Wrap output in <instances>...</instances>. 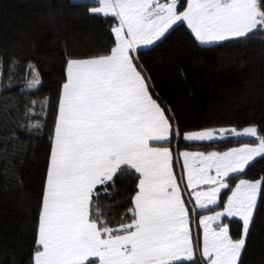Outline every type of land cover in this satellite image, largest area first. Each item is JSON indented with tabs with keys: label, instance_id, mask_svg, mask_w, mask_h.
I'll return each instance as SVG.
<instances>
[{
	"label": "snow or ice",
	"instance_id": "obj_1",
	"mask_svg": "<svg viewBox=\"0 0 264 264\" xmlns=\"http://www.w3.org/2000/svg\"><path fill=\"white\" fill-rule=\"evenodd\" d=\"M93 14L117 17L115 47L96 58L69 59L58 102L49 162L38 219L34 264H197V248L189 231V211L170 170L171 118L149 94L148 80L131 52L137 45H152L178 21H186L201 44L246 38L264 29L262 0H187L177 13V0H97ZM126 29V32H125ZM32 72V69H29ZM37 78L30 87L39 84ZM176 135H179L177 130ZM199 131L185 141L223 139ZM231 135L255 137V147L218 155L184 152L199 157L201 167L189 173L198 183L216 187L196 192V204H215L222 189H230V174L242 173L256 156H264V137L257 128L231 130ZM155 141L154 146L150 142ZM215 168L216 175L207 174ZM138 174V175H137ZM134 176L131 222L113 230L90 215L98 185L107 192L115 178ZM264 181L240 179L222 211L200 220L204 227L202 255L207 264H238ZM203 198V200H202ZM238 217L243 235L233 240L227 224L218 230L211 222ZM127 219V217H125ZM203 264V262H201Z\"/></svg>",
	"mask_w": 264,
	"mask_h": 264
},
{
	"label": "trees",
	"instance_id": "obj_2",
	"mask_svg": "<svg viewBox=\"0 0 264 264\" xmlns=\"http://www.w3.org/2000/svg\"><path fill=\"white\" fill-rule=\"evenodd\" d=\"M178 2L181 12L187 0ZM95 5L90 0H0V264H33L68 60L101 57L115 47L113 29L119 20L93 14ZM134 61L171 118L173 136L164 144L223 152L256 140L227 136L187 143L182 136L206 129L230 134L231 129L254 126L264 137V29L202 46L180 23L150 48L136 51ZM37 73L39 84L30 87ZM232 177L230 189L240 179L264 181V156ZM137 183L134 176L125 175L115 178L114 187L110 182L107 192L98 185L90 215L113 230L130 223ZM230 189L221 193V202ZM241 225L228 220L232 239L240 237ZM196 260L205 264L199 256ZM238 264H264V187Z\"/></svg>",
	"mask_w": 264,
	"mask_h": 264
},
{
	"label": "rangeland",
	"instance_id": "obj_3",
	"mask_svg": "<svg viewBox=\"0 0 264 264\" xmlns=\"http://www.w3.org/2000/svg\"><path fill=\"white\" fill-rule=\"evenodd\" d=\"M90 1H94V2L97 3V0H90ZM170 2H171V0H159V3H170ZM178 4H179V2L177 0V7H178ZM95 6H99L98 3ZM186 9H187V3L185 5V8H184L183 11H185ZM183 11H181V12L177 11V13L179 14V13H182ZM100 15H103V14H100ZM180 23H184L186 25V27L191 32V29L188 27L186 21H178L175 24H173L172 27L177 25V24H180ZM118 26H119V24L115 28H117ZM114 29H113V35H114V39H115ZM125 32H126V29H125ZM192 35L194 36L193 33H192ZM194 38H195V36H194ZM195 40H196V38H195ZM157 41H155L154 43H156ZM221 42H224V41H221ZM115 43H116V40H115ZM197 43L202 45V46H213V45H216V44H218L220 42H213V43H209V44H201L199 41H197ZM152 45H144V44L137 45V46H135V49L133 51L135 52L136 50H138V48L139 49L148 48V47H150ZM134 55H135V53H134ZM220 130L221 129H219V130L206 129V130H200V131H213L214 134L218 135ZM193 132H199V131L186 132V133L183 134V136L185 134L193 133ZM183 136H182V140L184 142H187V143L213 142V141L222 140V139H215V140H212V141H208V140H205V141H185L183 139ZM227 136H233V135L226 133L224 138H226ZM233 137H236V136H233ZM239 138H250V139L256 140V142L253 143V144H244V145H241L239 147L231 148V149L223 151V152L202 151V150H197V149H189V150L177 149L176 143L173 144V147L164 144V146L169 147L171 155H172V158H171V161H170V170L172 172V175L176 179V183H177L178 187L181 190V198L184 201H186V208L189 211V221H190V223H189V231H190V236H191V239L193 241L194 247L198 249V251L196 253V258L199 256V258L201 260H204L203 255H202L203 241H204V227H203L202 224H200V220L203 219L205 216H212V215H215L216 212L222 211L224 205L227 203L228 197L231 195V190H234L235 186L230 190V192H229V194L226 197L224 202H221V198H220L221 197V193L225 190V189H222L221 192L217 196V202L215 204H208V207L207 208H203V209L198 207L197 204H196V199H195L196 192L209 191L211 188L216 187V185L211 184V183H208V184L198 183L197 179H196V177L194 175V178H193V181H192V185L190 186L189 182H188L189 173H192L194 168H199L202 165H201V163L199 161V157L193 158L192 156H190L189 159H188V166L186 168L185 167L184 157L181 154L184 153V152H188V153H192V154L201 153V154L207 156L208 154H210L212 152H215L218 155H223L225 152H230L233 149H238V148H242V147H245V146L255 147L259 143V141L255 137L240 136ZM154 146H156V145H154ZM259 157H261V156H256L253 160H251L245 166V169H246V167L249 164H251L253 161H255ZM207 174L215 176L216 175L215 168L213 167L211 169H208L207 170ZM235 174H237V173H235ZM230 175L232 176L234 174H230ZM249 182H251V181H249ZM237 183H239V181ZM202 200H203V198H202ZM257 200H258V198H257ZM228 220H238L242 224V221L238 217H227V216L222 217L220 220H217L215 222H211L210 221L209 223L211 224V227L213 229H217L218 230V228L221 225V223L228 225ZM241 226H242L241 227V234H240V237L238 239H240L242 237V235H243V225H241ZM229 235H230V233H229ZM233 240H236V239H233ZM241 253H242V251H241ZM89 259L90 260H97V264H98V259L97 258L90 257ZM204 262H205V264H207V262L205 260H204ZM238 262H239V260H238ZM33 264H34V256H33Z\"/></svg>",
	"mask_w": 264,
	"mask_h": 264
},
{
	"label": "crops",
	"instance_id": "obj_4",
	"mask_svg": "<svg viewBox=\"0 0 264 264\" xmlns=\"http://www.w3.org/2000/svg\"><path fill=\"white\" fill-rule=\"evenodd\" d=\"M173 27H174V26H173ZM170 29H171V28H170ZM170 29H169V30H170ZM159 40H160V39H159ZM159 40H158V41H159ZM154 44H155V43H154ZM154 44H153V45H154ZM150 47H151V46H150ZM150 47H148V48H150ZM144 49H147V48H144ZM138 50H143V49H139V48H138ZM138 50H136V51H138ZM136 51H135V52H136ZM135 52H134V51L131 52V56H132L133 60H134V53H135ZM134 62H135V61H134ZM148 89H149V94L152 96L151 91H150V88H149V85H148ZM152 98L158 103V101H157L153 96H152ZM158 104H159V103H158ZM159 105H160V104H159ZM160 107H161V105H160ZM161 108H162V107H161ZM162 109H163V108H162ZM165 115H166V114H165ZM164 143H168V142H164ZM150 144H152V145H157V142L152 141V142H150Z\"/></svg>",
	"mask_w": 264,
	"mask_h": 264
}]
</instances>
